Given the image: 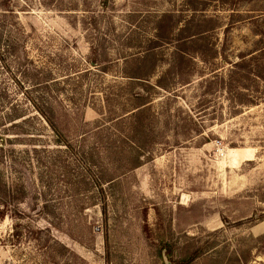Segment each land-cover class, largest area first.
Segmentation results:
<instances>
[{
    "label": "rangeland",
    "instance_id": "374dc122",
    "mask_svg": "<svg viewBox=\"0 0 264 264\" xmlns=\"http://www.w3.org/2000/svg\"><path fill=\"white\" fill-rule=\"evenodd\" d=\"M0 186V264H264V0H0Z\"/></svg>",
    "mask_w": 264,
    "mask_h": 264
},
{
    "label": "trees",
    "instance_id": "16d2710c",
    "mask_svg": "<svg viewBox=\"0 0 264 264\" xmlns=\"http://www.w3.org/2000/svg\"><path fill=\"white\" fill-rule=\"evenodd\" d=\"M142 106H145V104H143V105L139 106L138 108H136L137 111L134 113V117L135 118H139L145 113V108H142ZM41 112H42L44 118L46 119L47 124H49V125H51L53 127V125L51 124V120L48 118L47 111L41 110ZM6 118H7L8 122H9V124H11L10 128L13 131H15V129L21 127L20 123H15V121L20 119L21 116L20 117L19 116H13L12 114H10V115H7ZM3 188L5 189L4 186H3ZM3 188H2V186H0V192H1V190H4ZM0 213L3 214V212H0Z\"/></svg>",
    "mask_w": 264,
    "mask_h": 264
},
{
    "label": "bare ground",
    "instance_id": "6f19581e",
    "mask_svg": "<svg viewBox=\"0 0 264 264\" xmlns=\"http://www.w3.org/2000/svg\"><path fill=\"white\" fill-rule=\"evenodd\" d=\"M246 152L243 151V158L246 159V160H251L252 158L250 157V154L247 152L248 150H245ZM240 154H238L239 156ZM237 156V155H236ZM243 159V160H244Z\"/></svg>",
    "mask_w": 264,
    "mask_h": 264
}]
</instances>
